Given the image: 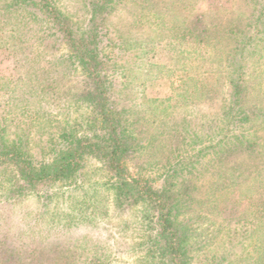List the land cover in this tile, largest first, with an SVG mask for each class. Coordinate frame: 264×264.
<instances>
[{
    "label": "rangeland",
    "instance_id": "374dc122",
    "mask_svg": "<svg viewBox=\"0 0 264 264\" xmlns=\"http://www.w3.org/2000/svg\"><path fill=\"white\" fill-rule=\"evenodd\" d=\"M12 1L0 0V143L48 164L72 137L105 132L66 40L34 7L6 10ZM90 1L53 0L78 36ZM105 26L111 107L132 136L129 174L160 189L181 164L187 264H264V0H119ZM238 67L253 114L229 130ZM221 138L236 144L223 160L199 155ZM114 182L91 155L58 183L30 186L1 167L0 264H167L153 207L119 199Z\"/></svg>",
    "mask_w": 264,
    "mask_h": 264
},
{
    "label": "trees",
    "instance_id": "16d2710c",
    "mask_svg": "<svg viewBox=\"0 0 264 264\" xmlns=\"http://www.w3.org/2000/svg\"><path fill=\"white\" fill-rule=\"evenodd\" d=\"M17 4L34 7L35 12L52 25L55 33L66 40L78 64L86 71L92 83L89 97L95 103L105 136L98 140L72 137L66 142V148L48 164L35 163L20 146L0 143V168H13L24 183L34 186L72 179L82 171L86 156L97 157L111 171L115 179L114 190L119 199L153 207L158 226L156 244L159 245L162 256L166 257L167 264H187L188 238L179 222L186 197L174 189L177 167L181 164H177V167L167 173L160 189H156L152 182L133 178L125 166V159L132 151V136L129 135L126 121L112 110L110 88L105 81V62L101 52L104 37L109 32L105 26L106 17L119 4V0H91L88 28L81 36L76 34L64 15L55 7L53 0H32V4L29 0H13L5 9ZM232 88L231 105L224 124L229 130L248 123L253 114L243 108L245 92L240 67L232 78ZM228 140L221 138L217 144L201 149L199 155L213 152L211 154L215 158L223 160L228 152L227 146L236 145ZM239 142L247 148L252 144L250 139Z\"/></svg>",
    "mask_w": 264,
    "mask_h": 264
}]
</instances>
